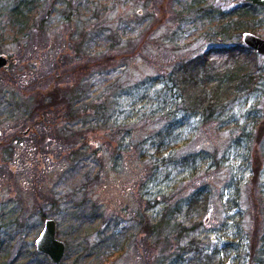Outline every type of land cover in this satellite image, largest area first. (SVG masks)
Instances as JSON below:
<instances>
[{"label":"rangeland","instance_id":"obj_1","mask_svg":"<svg viewBox=\"0 0 264 264\" xmlns=\"http://www.w3.org/2000/svg\"><path fill=\"white\" fill-rule=\"evenodd\" d=\"M239 1L47 0L46 36L26 37L9 24L13 1L0 0V55L8 59L0 68V264H24L13 260L35 248L48 217L68 245L61 264L90 251L80 264H252L251 252L255 261L264 256L249 247L253 201L264 196V55L252 49V76L205 120L200 90L179 65L204 53L209 76L230 61L220 46L247 47L229 16ZM256 10L251 32L264 38V9ZM113 34L130 40L111 50L107 68L65 83L84 57L115 44ZM55 84L68 86L57 98L67 104L105 97L101 112L83 116L74 152L71 136L60 144L33 137L36 105ZM49 109L46 126L73 127ZM29 139L39 145L27 152Z\"/></svg>","mask_w":264,"mask_h":264},{"label":"trees","instance_id":"obj_2","mask_svg":"<svg viewBox=\"0 0 264 264\" xmlns=\"http://www.w3.org/2000/svg\"><path fill=\"white\" fill-rule=\"evenodd\" d=\"M12 1L13 2L11 3V8L9 9V14H8L10 26L26 37H28L29 33H31L32 31H34L37 37H40L41 35L46 36L47 32L43 28L44 18H47L53 10L52 6L51 7L49 6L48 8L44 7L42 9V5L44 6V3L47 2V0H12ZM258 6L261 5H255L241 0L237 2L236 5H234V7L230 9L229 16L232 24L231 26L232 29L238 30V35L242 31H255L258 29L257 28L258 23H256L257 21L256 19L259 13L256 10V8H260L262 10L264 9V6L261 7ZM40 11H41V15H39ZM178 13L183 14V16L185 14L184 11L182 10H180V12ZM150 16H152V14L149 8V14L143 17L142 20H137L136 25H142L147 20V18H150ZM39 26H41L42 28L39 31H36ZM146 26L143 27L145 28ZM147 27L149 28V26ZM118 31L122 36L124 35V33L120 31V29ZM225 31L226 29H223V32ZM130 32L132 33V31ZM80 37H81L80 39L81 44H79L78 42L72 44L76 49H79L78 52H80L78 53L80 55L75 56V58H82L81 53L83 55V52H81L83 51L82 50L83 33L82 35H80ZM115 37L116 35L113 34L112 39L115 41V44H111L110 49L107 48L103 52H99L96 55L93 54L91 56L88 55L86 56L85 54L86 57L83 58L84 59L83 63L79 65H75L77 67L72 68L73 72H70L69 74L65 75L68 76V79L65 81V83H70L71 85V80H69V78L74 77L76 74L81 73L83 75L84 80H86V78L91 74L97 72H103L107 68V64L113 61L114 56L116 54L111 50L115 49L118 46L122 47L124 42H128L130 40L129 38H126L123 41L116 42ZM46 45L48 47V44ZM239 48L243 50H240ZM47 49H49V47ZM218 49L226 50L227 53L230 54L229 55L230 61L226 63L227 65L225 67H219L218 69L212 70L214 73L213 74L210 73L209 76L207 75V72L209 71L206 72L205 69L207 62H205V58H204L205 56H203L204 53L195 59L192 57L187 61L179 60L180 61L179 65H182L183 66L182 68H185L184 71L189 73L190 76L189 79L193 81L194 82L193 84L198 87V90H200L196 102H198L197 107L200 111V114L203 117L202 120L208 119L209 116L213 112H215L214 109L216 107L223 106V104L226 103L225 99L231 97L232 96L231 94H234L236 92L240 84L245 82L244 77L249 76L250 78L254 71V69L251 70L245 66L246 60L247 62L249 61V63L254 62L255 55L252 56L250 54L251 53L255 54V52L251 48L231 42L230 44L220 46V48ZM239 52H242L243 56L238 54ZM75 68H79L80 71H77ZM51 75L52 73L47 72V74L42 79L45 78L48 79ZM206 77L207 79H205ZM230 82L234 83V85L231 88H229ZM55 85L56 86L50 87L51 91L48 92L47 96H49V100H48L49 103L47 101L42 102L43 100H39L38 104L36 105L37 109L40 110L42 118L36 120L33 123L34 125H36L35 127L36 134H34L33 137L35 136L36 138H38V140L40 139V141L42 139H45L46 141L48 140V144L50 142H53V138L57 144H60L61 141H66V142L70 141L69 142L70 146L74 149L73 150L74 152L76 148L80 147L78 142L76 141L77 137L75 133H77L76 131H78L79 128L80 130L83 128V124H82L83 116L84 115L93 116L96 115L98 111L101 112V110L104 109L105 107L104 105L105 97L102 98L100 93L98 95L96 94L94 97L86 96L87 100H82L81 101L82 103H80L79 105H75L72 103L67 104V100L65 98L64 99L62 98V100L61 99L59 100L57 98L59 93L61 96V94L65 91V89L66 90L69 89L68 86L66 85V87H64L65 89H63L62 86L59 87L57 84ZM59 103H62V105H58ZM50 106L56 108V109H52V111L55 112V116H56L55 118L57 122H64L65 124L70 123L73 124V127L70 126V128H66L64 130L61 129L59 130V132H55L53 128L46 126L42 122V120H44V117L47 116V111L50 110L49 109ZM79 122H81V124H79L77 128L74 127L75 124ZM68 136H71L73 139L68 141ZM85 136H86L85 133H83V139H85ZM15 138H16L15 141L20 143L19 140L20 136H16ZM30 140L31 139L28 140V143L26 145L25 150L27 152H29L28 148L34 149L36 146L39 145L36 143L30 144ZM14 148H16V146ZM9 157L13 159L14 162H16V159H14L12 156ZM255 173H257V171H254V174ZM258 197H259L258 201L257 202L253 201V205H252V212L254 214L253 215L254 224L252 226L251 237H250L251 241L249 247L251 248V246L254 247L256 245V251L258 248L260 251V248L263 247V253H264V196L258 195ZM260 216H262L263 218L262 221L260 220L261 218ZM153 227L157 229L160 227V224L159 223L154 224ZM67 248L68 245H66V249ZM88 253H92V251ZM88 253L87 254L82 253L79 256H76L70 264H80L81 260L85 258L88 255ZM251 253H252L251 259L253 264V260L255 261V254L253 255V252ZM20 256H22V260L25 261L24 264H36L34 263L33 260L38 259V257H40V259L43 258L44 260H46V263L44 264H53L46 254L38 252L35 248H30L28 251L18 253L16 258L13 260V262L18 260ZM256 257L258 258V255ZM263 257L264 256L259 255V258L261 259L258 258V260H256L255 262H258V264L262 263ZM61 263L62 261L59 264Z\"/></svg>","mask_w":264,"mask_h":264},{"label":"water","instance_id":"obj_3","mask_svg":"<svg viewBox=\"0 0 264 264\" xmlns=\"http://www.w3.org/2000/svg\"><path fill=\"white\" fill-rule=\"evenodd\" d=\"M255 5L264 6V0H243ZM242 42L247 47L264 55V38L251 31H244L241 36ZM8 63L7 57L0 55V68ZM35 249L46 254L53 264H59L65 255V242L56 236V222L54 218H45L42 229L34 240Z\"/></svg>","mask_w":264,"mask_h":264},{"label":"flooded vegetation","instance_id":"obj_4","mask_svg":"<svg viewBox=\"0 0 264 264\" xmlns=\"http://www.w3.org/2000/svg\"><path fill=\"white\" fill-rule=\"evenodd\" d=\"M13 137H14V136H13ZM11 139H12V138L10 137L9 140L12 141ZM0 144H1V142H0ZM16 155H18L17 152H16ZM8 157H9V156H8ZM9 158H10V157H9ZM10 159H11V158H10ZM12 160H13V159H12ZM16 162H17V160H16ZM16 162H14V163H16Z\"/></svg>","mask_w":264,"mask_h":264}]
</instances>
